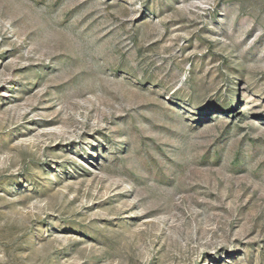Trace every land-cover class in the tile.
<instances>
[{
  "label": "rangeland",
  "instance_id": "rangeland-1",
  "mask_svg": "<svg viewBox=\"0 0 264 264\" xmlns=\"http://www.w3.org/2000/svg\"><path fill=\"white\" fill-rule=\"evenodd\" d=\"M0 264H264V0H0Z\"/></svg>",
  "mask_w": 264,
  "mask_h": 264
}]
</instances>
